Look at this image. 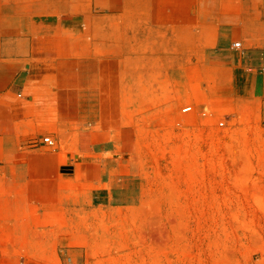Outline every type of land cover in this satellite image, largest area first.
Segmentation results:
<instances>
[{
  "label": "rangeland",
  "instance_id": "374dc122",
  "mask_svg": "<svg viewBox=\"0 0 264 264\" xmlns=\"http://www.w3.org/2000/svg\"><path fill=\"white\" fill-rule=\"evenodd\" d=\"M241 12L264 25V0ZM237 43L119 79L107 107L141 118L133 199L0 207V264H264V52Z\"/></svg>",
  "mask_w": 264,
  "mask_h": 264
},
{
  "label": "crops",
  "instance_id": "0c3cea01",
  "mask_svg": "<svg viewBox=\"0 0 264 264\" xmlns=\"http://www.w3.org/2000/svg\"><path fill=\"white\" fill-rule=\"evenodd\" d=\"M229 1L0 0V207L45 192L133 199L141 118L134 107L118 115L105 97L119 79L198 49L213 55L237 39L264 52V25L243 22L241 0Z\"/></svg>",
  "mask_w": 264,
  "mask_h": 264
},
{
  "label": "built area",
  "instance_id": "2783aa9c",
  "mask_svg": "<svg viewBox=\"0 0 264 264\" xmlns=\"http://www.w3.org/2000/svg\"><path fill=\"white\" fill-rule=\"evenodd\" d=\"M240 43H237V46H239ZM192 110V106H187L183 109L184 112H189ZM224 122H219V126H223ZM44 143H47L49 146H54L55 143L50 137H44L43 139Z\"/></svg>",
  "mask_w": 264,
  "mask_h": 264
}]
</instances>
